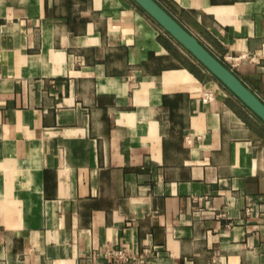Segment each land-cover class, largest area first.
Masks as SVG:
<instances>
[{
    "label": "crops",
    "instance_id": "0c3cea01",
    "mask_svg": "<svg viewBox=\"0 0 264 264\" xmlns=\"http://www.w3.org/2000/svg\"><path fill=\"white\" fill-rule=\"evenodd\" d=\"M155 1L264 103V0ZM110 248L264 264V122L134 0H0V264Z\"/></svg>",
    "mask_w": 264,
    "mask_h": 264
},
{
    "label": "water",
    "instance_id": "95a60500",
    "mask_svg": "<svg viewBox=\"0 0 264 264\" xmlns=\"http://www.w3.org/2000/svg\"><path fill=\"white\" fill-rule=\"evenodd\" d=\"M225 87L264 122V103L155 0H134Z\"/></svg>",
    "mask_w": 264,
    "mask_h": 264
},
{
    "label": "built area",
    "instance_id": "2783aa9c",
    "mask_svg": "<svg viewBox=\"0 0 264 264\" xmlns=\"http://www.w3.org/2000/svg\"><path fill=\"white\" fill-rule=\"evenodd\" d=\"M230 57V56H229ZM212 95L210 92L203 93V100L211 99ZM104 258H113L114 262L117 261L120 264H126L128 262V256L119 248H110L101 252Z\"/></svg>",
    "mask_w": 264,
    "mask_h": 264
},
{
    "label": "trees",
    "instance_id": "16d2710c",
    "mask_svg": "<svg viewBox=\"0 0 264 264\" xmlns=\"http://www.w3.org/2000/svg\"><path fill=\"white\" fill-rule=\"evenodd\" d=\"M192 72H194V74L196 73L194 70H192Z\"/></svg>",
    "mask_w": 264,
    "mask_h": 264
}]
</instances>
